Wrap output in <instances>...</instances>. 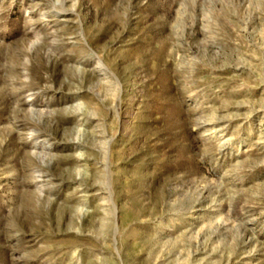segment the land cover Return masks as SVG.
<instances>
[{
	"label": "rangeland",
	"instance_id": "rangeland-1",
	"mask_svg": "<svg viewBox=\"0 0 264 264\" xmlns=\"http://www.w3.org/2000/svg\"><path fill=\"white\" fill-rule=\"evenodd\" d=\"M0 264H264V0H0Z\"/></svg>",
	"mask_w": 264,
	"mask_h": 264
}]
</instances>
